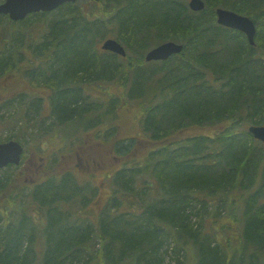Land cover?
<instances>
[{
	"label": "trees",
	"instance_id": "1",
	"mask_svg": "<svg viewBox=\"0 0 264 264\" xmlns=\"http://www.w3.org/2000/svg\"><path fill=\"white\" fill-rule=\"evenodd\" d=\"M101 1L77 0L20 21L9 18L13 24L46 18L39 19L46 24L42 41L29 45L40 58L23 63L32 61L24 72L48 95L17 94L30 97L35 112L48 99L57 125L102 128L119 157L135 150L139 157L112 168L113 190L104 204L91 179L79 182L74 170L58 175L53 168L41 181L24 183L32 189L30 197L48 207L43 241H37L39 222L28 212L34 201L14 206L24 215L16 221L11 211H2L1 202L0 264H169L170 243L174 255L194 248L196 264H261L264 143L249 126L264 125V0H204L201 11L192 10L189 0H104L103 7ZM219 7L255 21L253 45L241 31L217 23ZM7 16L0 14V21ZM7 31L0 24L5 44ZM109 34L117 36L126 56L99 46ZM165 41L184 48L147 62L146 50ZM18 44L16 51L0 50V77L23 68ZM95 83L119 85L120 94L102 90L90 101L87 87ZM121 96L126 103L146 102L140 118L144 136L115 139L116 127L103 121ZM105 103L110 114L88 121L86 115L100 112ZM8 187L9 195L19 197L22 187L6 176L0 178V200ZM93 196L102 202L95 221L77 213ZM198 206L213 216L211 221L200 220ZM54 214L63 221L57 223ZM232 220L240 240L229 247L232 236H222Z\"/></svg>",
	"mask_w": 264,
	"mask_h": 264
},
{
	"label": "rangeland",
	"instance_id": "2",
	"mask_svg": "<svg viewBox=\"0 0 264 264\" xmlns=\"http://www.w3.org/2000/svg\"><path fill=\"white\" fill-rule=\"evenodd\" d=\"M81 1L82 3H87L90 0ZM97 4H101L103 7L105 3L104 0H102ZM88 5L89 3L85 4V7ZM40 18L46 19L45 17H31L30 22L27 24L19 22L13 24L9 21L8 16L7 18H3L0 21V24L7 27L8 31L6 36H3L7 44L0 41V44L2 43L0 45V50L3 51L9 48L11 51L12 49L16 51L15 46L19 43L21 44V51L17 52V55L23 57L22 63L27 59L40 58L33 53L32 47H29L30 44L35 47L37 43L42 41L43 35L46 34V24L40 21ZM110 37L117 38V36H113L112 34H109L108 38ZM104 40L105 39L99 42L100 47ZM18 47L19 46H16V48ZM27 47L30 49L29 52H27ZM148 50L149 49H147L146 52ZM146 52L144 55H146ZM31 65L32 61L31 63L25 62L23 63V68L18 71L16 70L13 76L0 77V142H5L9 139L18 140V138H20L24 146L22 160L19 165L11 164L0 169V178L10 176V178L15 180L16 187H22V191L20 195H18L19 197H16L15 194L9 195V187L8 190L4 191L6 195L0 200L3 203L2 211H11L12 219L14 221L22 218L24 216L23 211H21L20 208H14V206H16L20 200L24 202L30 200L34 201L30 197L32 189L30 187H25L23 184L26 183L28 185L41 181L42 176L48 175L53 168H55L58 175L74 170V172L78 174L79 182H87L90 178L91 182H89L98 187V196H100V198L102 197V202L104 204L105 200H107L113 190L111 181L108 178L112 168L120 167L126 159L127 161L136 159L137 156L139 157V153L135 150L129 157H119L112 146L110 147L112 141H110L109 137H106L102 132V128L84 130L81 126H69V123L62 126L57 125L50 116V102L48 99L42 102L37 112L32 110V99H30V97L20 99L18 98V94L20 92L30 91L31 96H33V94H39L44 97L45 95H48V90L43 86L34 87L31 83L29 78L30 75H28V72H24V69ZM113 85V83H95L87 87V91L89 93L91 92V99L89 97L88 99L91 101L92 99H95L102 90L108 89H111L108 91L112 93L117 92L120 94V86ZM15 94L17 95L14 98ZM109 97V94L101 95V99L103 100H109ZM125 100V97L121 96L118 105L112 110L111 114L107 110L108 105L106 103L101 104L100 112L89 113L86 115L88 121L98 117L100 113L110 114L107 115V118L104 117L103 121L107 122V126L116 127L118 133H116L115 139L121 140L127 138L125 135L144 136L140 118L141 109L146 102L129 101L126 103ZM21 120L22 122H20ZM65 134L69 137L66 138ZM139 145H141V143ZM84 156H87V158ZM17 175L20 176L17 177ZM2 188L1 191L5 190L4 187ZM96 196L91 198L87 205V209H80L77 212L82 218L85 216L84 218L92 221H95L98 218L102 202L101 200L99 201ZM197 209H200L202 212V217H200L201 221L204 218L205 220L208 219L211 221L213 216H210V214L208 215L207 210L203 211V208L200 206H198ZM38 210L42 212L39 213ZM28 212L39 222V226L35 233L38 234L37 241L41 242L44 237V227L46 225L48 207L41 208L39 203L34 201V203H30ZM237 217L238 216H234L233 218ZM195 221L198 222V218H195ZM231 222L232 225L230 226L229 231H227V235L224 237L222 236L224 240H227L226 236H232L231 240L228 241L230 243L229 247L238 243L240 240V229L236 227L235 221L232 220ZM29 224L30 226L32 225L31 222H29ZM202 225L204 228L207 227L204 223H202ZM93 237H95V234L91 236V239H93ZM236 237H238V239H236ZM99 241L100 240L97 239L95 240V242H97V248L101 247ZM41 244L42 243L39 244V248L41 247ZM169 246L168 252L165 253L167 263H197V252L194 248H188L187 251L184 249L179 254L175 252L174 255L172 251L173 244L170 243ZM247 261L248 263H251L250 259ZM260 262L261 264H264L262 256L260 257Z\"/></svg>",
	"mask_w": 264,
	"mask_h": 264
},
{
	"label": "water",
	"instance_id": "3",
	"mask_svg": "<svg viewBox=\"0 0 264 264\" xmlns=\"http://www.w3.org/2000/svg\"><path fill=\"white\" fill-rule=\"evenodd\" d=\"M77 0H2L0 2V14L8 15L13 21L25 19L28 15L37 12H50L67 2ZM99 1V0H96ZM189 7L194 11L205 8L204 0H189ZM217 23L232 29L239 30L247 36L250 44L255 43L257 27L255 21L236 11L219 7L216 9ZM105 51L126 56L127 52L122 43L116 38H107L101 44ZM184 45L175 41H165L151 48L145 56L147 61L165 60L182 52ZM254 137L264 143V125L249 126ZM24 146L17 140L0 142V169L10 164L19 165L22 159Z\"/></svg>",
	"mask_w": 264,
	"mask_h": 264
},
{
	"label": "bare ground",
	"instance_id": "4",
	"mask_svg": "<svg viewBox=\"0 0 264 264\" xmlns=\"http://www.w3.org/2000/svg\"><path fill=\"white\" fill-rule=\"evenodd\" d=\"M54 216L57 217V221H56L57 223H61L63 221V219L60 216H58L57 214H54Z\"/></svg>",
	"mask_w": 264,
	"mask_h": 264
}]
</instances>
